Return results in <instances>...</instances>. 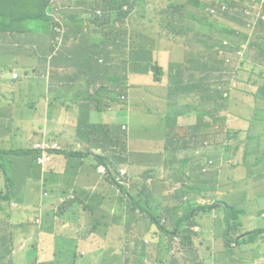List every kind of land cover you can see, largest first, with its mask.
I'll use <instances>...</instances> for the list:
<instances>
[{"label": "crops", "instance_id": "1", "mask_svg": "<svg viewBox=\"0 0 264 264\" xmlns=\"http://www.w3.org/2000/svg\"><path fill=\"white\" fill-rule=\"evenodd\" d=\"M131 6L127 20L111 23L110 31L105 34L114 37L112 44L129 40L134 45L127 65L119 68L99 64L101 59L92 58L88 50H74L73 57L62 58L63 63L53 62V83L46 86L35 101L39 105L35 115L44 118L36 120L25 141L0 149V153L15 154L28 144L30 147L46 145L47 138L53 137L62 150H87L106 155L112 162L119 161L118 166L126 167L132 176L161 172L166 194L162 212L166 214L167 210L196 194L191 191L179 195L178 191L197 186V175L206 176L202 167L211 157L210 144H228L261 121L264 98L254 97L257 90L254 82L261 80L260 75L264 73L254 81L248 78L251 81L248 84L256 86L250 94L252 105L260 110L238 111L223 105L218 88L221 62L213 49H209L217 40L216 27L212 26L207 32L202 29L200 0H131ZM90 42L89 39L84 44ZM187 45H190L189 50H186ZM152 66L161 68L160 81H154ZM9 78L17 80L19 75L12 79L7 70L0 72V90L8 88L10 91ZM120 94L125 100H119ZM154 110L160 111L159 116L148 123V116ZM0 115L1 127L4 119L22 117L24 113L11 100L0 99ZM161 115L170 118L178 135L177 144L182 143V148L175 153L168 151L167 142L160 136ZM258 115L260 120H257ZM136 116L141 119L140 129L132 131L128 119ZM100 125L108 130H94ZM122 125L126 129H122ZM227 130L232 136H226ZM2 136L0 132V138ZM170 137L167 136L168 142ZM200 137L210 144L200 148ZM120 140L126 142L125 151L116 143ZM257 140L264 146L263 132ZM52 156L55 160L47 165L43 179L50 176L54 184L49 180L40 183L39 176L29 172L20 177L23 192L12 196L11 179L0 174L1 188L7 193L5 207L10 211L5 213L7 222L0 219V264H52L54 261L56 237L62 234L44 222L49 212L45 209L47 213L43 214L41 208L49 203L45 192L53 201L73 195L78 203L74 207H63L59 203L61 209L58 206L54 212L65 223L78 227L76 242L69 247L79 255L76 264H82L81 255L89 246L95 248L96 264H126L132 256L138 260L143 258L144 253L143 259L152 260L146 245L137 237L155 230L151 213L157 209L148 203L150 213L137 210L127 213L125 204L132 203V197L124 196L120 189L97 174L92 154L78 157L77 167L66 176V166L61 165V161L66 162L63 154ZM213 161L209 170H219V174L210 189H219L221 169ZM239 167L240 164L235 169ZM187 176L190 178L186 179ZM46 186L54 188L53 195ZM130 186L131 195L138 196V191ZM63 190L66 192L61 194ZM35 197L40 198L36 204L33 203ZM36 206L34 213L41 216L39 225L34 221L36 216L27 214V210L33 211ZM140 215L149 217L151 222L142 232L133 222L139 221ZM211 228L212 223L208 231Z\"/></svg>", "mask_w": 264, "mask_h": 264}, {"label": "rangeland", "instance_id": "2", "mask_svg": "<svg viewBox=\"0 0 264 264\" xmlns=\"http://www.w3.org/2000/svg\"><path fill=\"white\" fill-rule=\"evenodd\" d=\"M210 1V0H209ZM100 2V0H99ZM215 2V1H214ZM239 2V1H236ZM241 3V2H240ZM93 0H87V5L92 14H96L95 11L98 8L92 7ZM100 10V9H99ZM98 17H102L103 12ZM20 12L27 14L32 12L30 8H21ZM53 15H56L55 13ZM140 16V15H139ZM145 15H143L144 17ZM116 15L108 17V20L102 25L100 24L97 27L96 34L94 37L90 38V44L81 43L76 46V51H86L90 48H96L94 58L99 61V64H110L112 67L126 66L127 63L132 58V52L134 45L126 40L122 43H111V40L114 39L112 36H106L110 29V23L115 20ZM205 17L204 13L199 16L200 19ZM237 18L236 16H234ZM132 17L130 18V20ZM29 20L28 18L23 19L21 22ZM44 19L39 20L43 22ZM119 21H126L118 17ZM221 23H223L228 28L234 26V21H229L224 15L222 16ZM99 23V22H98ZM55 20L54 16L50 22V31L47 34H58L54 28ZM47 32L46 30H32L29 26L20 27L18 24H15L11 28H4L0 30V72L7 70V73L11 75L12 72H17L19 78L17 80H7V84L12 88L10 91L6 89L0 90V99L11 100L15 105H18L24 115L22 117H16L14 119H4L2 126L0 127V132L3 136L0 138V149H3L11 144H19L21 141H24L29 135L27 130L31 129L32 126L36 123L37 119L42 120L44 116L35 115V110L39 108V105L35 103L37 99L41 97L42 92L45 90L46 86L53 83V71L54 64L50 61L49 56L52 54L55 56V52L50 49L42 50L39 47L36 36ZM221 37V31H220ZM33 40V42H32ZM233 41H237L238 38L233 37ZM32 42V43H30ZM29 43V44H27ZM190 48V45H187ZM22 48V52H18ZM39 50V51H38ZM37 51V53H36ZM90 53V52H89ZM246 59L241 63L239 71L235 77V85L229 87L227 81L222 78V83L225 85L223 92H227V96L224 97V101L221 103L233 110L244 111V110H260V108L252 105V97L250 94L254 93L256 86L248 84V78H251L253 81L257 80L260 73H264V39H257L256 42L250 46L245 52ZM103 59V60H102ZM233 62H236L233 59ZM221 66V64H220ZM63 72V70H62ZM51 96V95H49ZM160 111L154 110L151 111L148 116V123L152 120L158 118ZM1 116V115H0ZM125 119V118H124ZM22 121V122H18ZM132 131H137L140 129L141 119L140 117H132L128 119ZM261 126H264V121H259ZM160 133L161 138L164 142L168 144V151L170 153H175L177 150L182 148V143L177 144L178 135L175 131L173 123H171L170 118L167 116H160ZM167 136H171L168 142ZM123 148H124V142ZM249 143H252L249 142ZM29 148L30 145H24ZM122 148V149H123ZM209 153L219 159L221 155V146L209 145ZM243 147H240L236 154L231 156L229 159H225L220 163H216L219 169H221L222 174V185L221 191L230 190L232 192V197L225 198L222 195H216L215 200H227L235 201L239 203L237 207L245 209V213L242 215H248V221L251 226L247 230L264 228V159L257 158L258 162L256 164L252 163L254 156L249 158L250 170L248 173V185L238 184L235 186V179L237 176H243L244 173H238V170L235 169L239 165V162L242 159ZM50 153V152H49ZM261 152H257L256 156H260ZM55 157L50 156L51 162H54ZM33 162V156L30 152L22 154H3L0 153V174L6 175L11 179L9 187L12 196L18 195L23 192V189L20 185V177L26 173L32 172L35 175H38L40 178V183H45L43 177L46 174L47 163H40L37 161L38 165H43L44 170L39 173L38 170H32L28 165H31ZM62 166H66V162L61 161ZM206 177L208 179V184L211 185L215 182L219 170H205ZM49 176V175H48ZM151 182L149 183L152 190L149 193H146V198L153 208H156L155 214L160 216V224L170 227V218L165 213L162 212V208L166 206L165 191L163 189V174L153 173L150 175ZM49 181L51 177L49 176ZM133 190V189H132ZM131 190V191H132ZM3 191V194H1ZM6 190L1 188L0 183V219H4L7 222L9 219L5 216V213H10L6 209L7 203H4V198L6 195ZM219 196V197H218ZM221 196V197H220ZM45 198L48 199L49 203L46 207H41L43 209V214H45V209H49L47 216L44 219V222L49 225L54 231L61 233L62 235L74 239L77 235L78 227H74L68 223H65L61 220L60 217L54 215L55 209L58 204L61 203L59 200L53 201L52 196L48 195ZM250 198L253 200L254 204L252 207L247 206L246 200ZM40 200L39 197L33 199V203L36 204ZM231 201V202H232ZM219 202L215 203L217 206ZM37 208V207H35ZM36 210H27V214L31 217L36 216L34 213ZM47 213V212H46ZM211 213V212H210ZM214 216L209 215H200L198 216V221L204 225V228H200L199 224L192 226V231L197 232V235L192 234L191 243L195 244L196 247L184 248L182 254L173 256L165 248L167 244L168 236L162 232L157 226L155 230L149 232L143 237H137L138 240L146 245L152 260L150 264H225V260L222 258L228 257L229 264H260V262L254 261L249 262L247 259L248 251L244 246V243L239 245L237 248L236 254L232 255L225 248L223 243L220 241H213L208 235V229L211 227L210 221ZM35 222L38 219H34ZM2 222V223H5ZM135 227L142 232L146 227L151 225L150 218L140 215L139 221L133 220ZM209 223V224H208ZM219 222L216 220L214 222V229L217 230ZM197 229V230H196ZM245 230V231H247ZM171 239V238H170ZM82 249V248H81ZM231 252L235 251V248L229 249ZM163 261L161 263L160 261ZM144 259L138 261V258L132 256L130 261L126 264H143Z\"/></svg>", "mask_w": 264, "mask_h": 264}, {"label": "trees", "instance_id": "3", "mask_svg": "<svg viewBox=\"0 0 264 264\" xmlns=\"http://www.w3.org/2000/svg\"><path fill=\"white\" fill-rule=\"evenodd\" d=\"M228 1L231 0H211L208 3H206L205 0H200V6L203 9L207 7L218 8L223 5L225 7V11L221 13V16L224 15L229 21H234V26L238 31L245 30L249 22L250 13L245 11V7L235 6ZM23 7L30 8L32 12L23 14L22 12H20V9ZM92 7H101L104 16L98 17L96 14H92L87 5V0H0V30L4 28H11L15 24H18V26L20 27L29 26L32 30H46L47 32H44L43 34L35 37L40 49H50L51 51H54L56 53V57H54L52 54L49 57L52 63H63L64 60H62V58L68 56L73 57L76 46L81 43H85L91 37H94L97 27L100 24L103 25L108 20L109 16L116 15L115 20L111 22L114 23L116 21H119L118 17L127 19L129 12L132 9L131 0H100V2L99 0H93ZM252 10L253 8H250V11ZM53 13L56 14L59 20L57 31L58 34H47L48 31H50V22L52 20ZM234 16H236L237 18H235ZM26 18H28L29 20L21 22ZM41 19H44L43 22L39 21ZM201 26L205 32L210 31L212 29V26H215L219 31L218 37H220L219 33L221 31L220 38L226 37L232 40V38L235 37L238 38L236 42H239L244 37L241 34H236L234 30L228 28L227 26L213 24L211 20L206 16L201 19ZM203 44L205 46L208 45L206 41H203ZM218 44L219 41L217 45ZM213 47L214 46L212 44L209 45L210 50H212ZM189 49L190 48L188 47L186 48V50ZM18 52H22V48H20ZM89 52L91 57L94 58L96 48H90ZM152 68L154 81H160L161 68L159 66H152ZM260 78L261 80L254 82V84L257 85V90L254 95L255 98L258 99L264 98V75H260ZM109 82L111 81L109 80ZM250 82L251 81L248 79V83ZM198 113L199 110L196 111L195 114L198 115ZM261 116V121H264V114L262 112ZM104 128L106 129V127L100 125L94 130H103ZM262 132L264 133V126H261L260 123H258L246 133L235 138L232 142L224 144L223 146H221L220 158L215 159V157L211 154L210 159H206L203 163L202 171L205 172L207 168L210 169V167L214 165L213 160H215V162L218 164L221 161L229 159L231 156L236 154L240 147H244L241 159L242 162H239L240 167L237 169L238 173H244V175L242 177H236L235 186L240 183L248 185V173L250 170V164L248 161L249 158L251 156H254L256 158L254 160H257V162V158L264 159V146L261 145L260 140H257ZM251 141L252 143H249ZM123 142L124 148L122 140L116 143L120 147V149L123 148L122 150L125 151L126 143L124 140ZM209 144L210 142L204 137L199 138V145L202 146L200 148H203V146H208ZM29 148L31 149H18L16 152L18 154L30 152L33 156L32 164L28 165L29 167H31V171H43L44 166L37 165L36 160L41 155L40 150L36 149L34 144L33 147ZM259 151L261 152V155L258 157L256 156V153ZM64 155L66 158V168L64 171V176H66L68 175L69 170L71 171L72 169H75L77 167L75 158H77L78 156H83V153L65 152ZM95 158L97 159V163H102L105 165H107V161L109 163H112L110 158L108 157L96 155ZM153 162L156 161L153 160ZM150 175L151 173L149 172L137 176H132L130 174L129 182L138 191V196L131 195L129 190H127L125 187H122V184L115 180V175L100 176L110 181L117 189L120 188L124 196L127 197L128 195H130L132 197V203H126L125 205L127 208V213H133L136 210L144 213H150L148 209L149 201L146 198V193H149L152 190L149 185V183L151 182ZM189 178L190 177L188 176L186 177V179ZM47 180L49 179L46 178L45 182H47ZM196 181L198 182L197 186L183 187L178 191L179 195H181V193L189 194L191 191L195 192L196 194L192 197H187L186 200L182 201L177 206H174L170 210H167L166 215L171 218V229H168L166 226L160 224L159 215L154 216L151 214L152 223L156 224L163 232L168 234L170 238H172L175 234L178 235L181 238L183 252L184 248L192 247V249H194L196 247L195 244L191 243L192 234L197 235V232L192 231L195 230L192 228V226L195 224H199L200 228H204V225L198 221V216H214L213 218L216 219L211 220L212 228L210 231H208V235L210 238L223 243V245L227 249H224V251H228L232 255L236 254L238 246L244 243V246L248 251V261L254 262L258 260L260 264H264V228L247 230L251 226V224L248 221V215H242L243 213H245V209L237 207L239 203L232 201L231 199H229L230 201H227L225 199H214L216 195L222 194L226 199L232 197L233 194L232 192H230V190H227L226 192L221 191V188L224 186L222 185V183L219 189H210L211 185L208 184V179L206 176L202 178V175H197ZM50 182L54 184V180H51ZM46 188L48 189L49 193L53 195L54 188H49L47 186ZM65 192L66 190H63L61 191V194H64ZM47 195L48 193L45 192L44 196ZM45 200L47 201L48 199L45 198ZM216 202H219L217 206H215ZM77 204L78 203L76 199L68 200L64 203L63 207H74L77 206ZM245 204L249 207H252L254 202L252 199L247 198ZM58 206L59 209H61V205L58 204ZM58 206L55 209V212L57 211ZM36 207L37 208H35V210L38 209V206ZM36 218L38 219L37 225L41 224V216L37 215ZM216 220L219 222L217 230L214 229V222H216ZM74 242H76V238L70 239L64 235H58L56 237L54 261L52 262V264H76V260L78 259L79 255L76 253V251L69 250V247L72 246ZM230 248H235V251L231 252L229 250ZM222 260H225V264H229L230 259L228 257L222 258ZM81 262L82 264H96V253L94 247L89 246L85 250V252L82 253Z\"/></svg>", "mask_w": 264, "mask_h": 264}, {"label": "clouds", "instance_id": "4", "mask_svg": "<svg viewBox=\"0 0 264 264\" xmlns=\"http://www.w3.org/2000/svg\"><path fill=\"white\" fill-rule=\"evenodd\" d=\"M236 1H239V2H236ZM260 0H253L252 2H248V0H231V1H228V2H231L232 4H234V5H237V6H243V5H245V4H248V5H250V4H255V3H257V2H259ZM226 2V1H225ZM241 2V3H240ZM100 8V10H102V8L101 7H99ZM99 8L96 10V15L97 16H100L101 15V11L99 10ZM173 8H175V9H177V7L176 6H173ZM202 9V8H201ZM206 8H203L202 9V11H203V13H204V15L206 16V17H208L210 20H211V22L213 23V24H218V25H224L223 23H221L220 22V20H221V18H222V16H221V14L219 15V17L218 18H213V17H210L207 13H206V10H205ZM97 11H99V13L97 12ZM102 12H103V10H102ZM54 14V13H53ZM52 14V17L54 16ZM128 17H129V15H128ZM54 20H55V18H54ZM55 24H56V21H55ZM55 26V25H54ZM225 26V25H224ZM230 29H232V30H234L235 31V33L236 34H241V35H243L244 37L242 38V40L241 41H239V42H236V41H233V40H231V39H229V38H226V37H223V38H220V37H218V28H216V34H217V40H216V43H215V45H214V47H213V51L215 52V55H216V57L220 60V62H221V66H220V69H219V71H218V74H219V76H220V80H219V86H218V88H219V90H220V97H221V99H222V101H224L225 99H224V97H226L227 96V92L226 91H224L223 92V95H222V89H224V87H225V85L222 83V78L223 79H225L226 81H227V84H228V86L229 87H231V86H233V85H235V77H236V75H237V73H238V71H239V68H240V66H241V63L243 62V61H245V59H246V56H245V52H246V50L250 47V46H252L253 45V43L254 42H256V40L257 39H264V33H254L251 37H250V42L248 43V45L246 46V48L244 49V52H243V58L241 59V60H239L238 58H236V57H234L233 55L231 56V62H230V64H228V65H226L225 64V62H224V60L218 55V49L219 48H221V47H224V45H223V41L224 40H227L228 41V43H229V45L228 46H226V48L227 49H229L230 51H234L236 48H239L240 47V45L244 42V40L247 38V35L245 34V33H243V32H239L236 28H235V26H230L229 27ZM218 41H219V44L217 45V43H218ZM50 57V56H49ZM233 59H235L236 60V62H233ZM237 67V68H236ZM234 69H236V72H235V74L234 75H232V73H231V71H233ZM13 73H16L17 74V77L16 78H13L12 77V74ZM11 78L12 79H17L18 78V73L17 72H12L11 73ZM226 93V95H224ZM122 96L124 97V98H122ZM224 96V97H223ZM254 97H255V95H254ZM119 100L120 101H123V100H125V96L123 95V94H120L119 95ZM257 120H260V116L258 115L257 116ZM105 129V128H104ZM122 129H126V126L125 125H122ZM106 130H108V128L106 127ZM225 134H226V136L227 137H230V136H232V133H231V131H225L224 132ZM46 142H47V153H48V155H49V160H50V156L51 155H53L54 153H61V154H63V156L65 157V155H64V153L65 152H81V153H83V156L84 155H86V154H92L93 155V158H94V166L96 167V172H97V174L98 175H101L99 172H98V167L99 166H101V165H103V166H105L106 167V169H107V171H108V175H111V173L114 171V170H119V169H125L126 171H127V173H128V175L130 176V173H129V171H128V169L126 168V167H124V166H121V167H119L118 166V162L119 161H117V162H112V163H109L108 161H107V165H105V164H102V163H97V159L95 158V156L96 155H99V156H104V157H108V156H106V155H102V154H100V153H94V152H90V151H81V150H62L61 148H60V146H59V144H58V142L53 138V137H49V138H47V140H46ZM126 143V142H125ZM36 148V147H35ZM120 148V147H119ZM36 149H38V148H36ZM40 150V149H39ZM40 152H41V150H40ZM50 152V153H49ZM15 154H18L17 152L15 153ZM41 154H42V152H41ZM41 156V155H40ZM39 156V157H40ZM83 156H78V157H83ZM77 157V158H78ZM77 158H75V160L77 159ZM109 158V157H108ZM66 159V158H65ZM37 160V159H36ZM46 161L45 163H47V165H49L50 163H51V161ZM111 160V159H110ZM38 161V160H37ZM38 165V164H37ZM43 166V165H42ZM108 175H104V176H108ZM103 176V175H102ZM131 184H129V186H126V185H122V187H125L127 190H129L130 191V188H131V186H130ZM120 189V188H119ZM121 191V190H120ZM121 194H122V192H121ZM74 199V196L72 195L71 197H62L61 198V204H63L64 205V203L66 202V201H68V200H73ZM128 203V202H127ZM126 205V204H125ZM126 206H125V211H126ZM138 211V210H137ZM152 215H154V216H156V215H158V214H155V213H151ZM154 224V223H153ZM155 226H157L156 224H154ZM157 228H159L158 226H157ZM160 229V228H159ZM161 230V229H160ZM162 231V230H161ZM167 236H168V239H167V245H166V249L170 252V254H172L173 256H177V255H180V254H182V250L181 251H173V249L177 246L176 245V240H175V238H177L178 240H179V242H180V244L182 245V242H181V238L178 236V235H173V237L170 239V237H169V235L167 234ZM144 257H146V253H144V255H143V258ZM143 258H141V259H139L138 261H141ZM121 264H125V263H121ZM143 264H150V260H149V258H145L144 259V262H143Z\"/></svg>", "mask_w": 264, "mask_h": 264}, {"label": "built area", "instance_id": "5", "mask_svg": "<svg viewBox=\"0 0 264 264\" xmlns=\"http://www.w3.org/2000/svg\"><path fill=\"white\" fill-rule=\"evenodd\" d=\"M235 6H237V5H235ZM242 7H245V11L250 13V18H249L247 28L243 31H239V32L245 33L247 35V38L240 45V47L236 48L234 51H230L229 49L226 48V46L229 45L227 40L223 41L224 47H221L218 49V55L224 60L226 65L230 64L232 55L234 57L238 58L239 60H241L243 58L244 49L246 48V46L250 42V37L254 33H264V0H260L259 2L255 3V4H250V5L245 4ZM250 8H253V10L250 11ZM205 10H206V13L210 17L218 18L219 15L223 11H225V7L223 5L218 7V8L217 7H207ZM97 12L99 13V11H97ZM54 18L56 21L54 28H55V31L57 32L59 20H58V17L56 15H54ZM235 72H236V69L231 71L232 75H234ZM12 77L16 78L17 74L13 73ZM224 95H226V93ZM122 98H124V97L122 96ZM35 147L40 149L42 152L41 156L37 158L38 162L45 163L46 161H48L49 160V155L47 153V147L48 146L36 144ZM98 172L103 176L108 175V171H107L106 167L103 165L98 167ZM111 175H115V180L117 182H119L120 184L129 186L130 176L128 175V173L125 169L114 170L111 173ZM175 240H176L177 246L173 249V251H181L182 245L180 244V242L177 238H175Z\"/></svg>", "mask_w": 264, "mask_h": 264}]
</instances>
